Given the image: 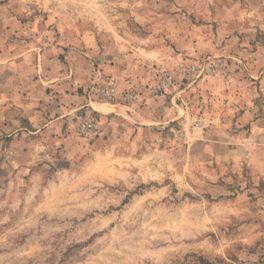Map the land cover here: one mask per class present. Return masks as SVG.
Masks as SVG:
<instances>
[{"label": "rangeland", "instance_id": "rangeland-1", "mask_svg": "<svg viewBox=\"0 0 264 264\" xmlns=\"http://www.w3.org/2000/svg\"><path fill=\"white\" fill-rule=\"evenodd\" d=\"M0 264H264V0H0Z\"/></svg>", "mask_w": 264, "mask_h": 264}, {"label": "bare ground", "instance_id": "bare-ground-1", "mask_svg": "<svg viewBox=\"0 0 264 264\" xmlns=\"http://www.w3.org/2000/svg\"><path fill=\"white\" fill-rule=\"evenodd\" d=\"M107 110V109H106Z\"/></svg>", "mask_w": 264, "mask_h": 264}]
</instances>
